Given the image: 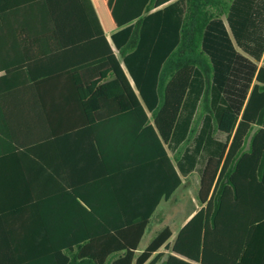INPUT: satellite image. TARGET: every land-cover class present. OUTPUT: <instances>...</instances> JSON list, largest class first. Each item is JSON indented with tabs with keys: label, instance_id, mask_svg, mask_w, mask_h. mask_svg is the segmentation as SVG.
I'll return each mask as SVG.
<instances>
[{
	"label": "trees",
	"instance_id": "trees-1",
	"mask_svg": "<svg viewBox=\"0 0 264 264\" xmlns=\"http://www.w3.org/2000/svg\"><path fill=\"white\" fill-rule=\"evenodd\" d=\"M55 1L0 0V264H264V0Z\"/></svg>",
	"mask_w": 264,
	"mask_h": 264
},
{
	"label": "crops",
	"instance_id": "crops-1",
	"mask_svg": "<svg viewBox=\"0 0 264 264\" xmlns=\"http://www.w3.org/2000/svg\"><path fill=\"white\" fill-rule=\"evenodd\" d=\"M87 8L86 5L84 4V7H82L81 3H75L73 2L72 0H57L55 2H52L51 3V6L50 8L44 6V8L42 9V11L40 10L39 12H45V13H49V12H53V13H56V14H79V13H86L87 11ZM71 21L74 22L75 26L74 28H85V24L86 23H79V19H72L71 20H68L67 23H64V25L67 24V28L69 27V24L71 23ZM63 24V23H62ZM82 25V26H79L78 25ZM84 24V25H83ZM77 25V26H76ZM44 28H48L47 26L44 27ZM66 28V26H65ZM108 40L109 42L111 43L113 49L115 50L116 53L117 52V49L115 48L113 42H112V39H111V35H108ZM264 60V57L263 59L259 62V66L261 67V62ZM124 66V65H123ZM125 68V67H124ZM126 70V69H125ZM127 71V70H126ZM183 142V138L181 140V143ZM195 142V141H194ZM193 142V143H194ZM193 145V144H192ZM192 145H191V148H192ZM180 145H175V143H171L169 144L166 148H167V151L169 153V155L171 157H175L176 156V151L178 149ZM183 157V156H182ZM181 157V162L179 163L176 162V165H177V168L180 170V175L183 179V186L178 190V192L176 193V195L180 194L182 196H184V187L185 185L188 183L189 181V178L196 172V169L193 171V172H190L187 168L184 169L183 167V163H184V160L182 159ZM204 169V167H203ZM203 169L201 170V172L203 171ZM200 172V174H201ZM200 179V175H199V178ZM198 184H199V180H198ZM199 186V185H198ZM175 195V196H176ZM174 198L172 200H170L169 202H166V201H163L161 204H160V207L158 208V210L156 211L155 213V216L153 218V223H152V227L150 230L147 231L146 235L144 236V239L141 243V246H140V250H139V254H141L145 248L150 244V242L153 240V238L156 236V234L158 232H160L161 230H163L166 226H169L171 227V229L173 230V236L170 240V242H174L175 239L177 238L179 232L181 231V229L189 222V220L196 214V212L200 209V206L198 205H193L192 208L190 210H188V214L187 216L185 217V219L181 220L180 222V225L178 226L177 223H176V212H174L172 209H170L172 206H173V202H176L178 203V205L181 203V200L182 198ZM181 196V197H182ZM181 205V204H180ZM172 222H175V227L171 224ZM162 226V227H161ZM161 227V228H160ZM177 227V231L174 230V228L176 229ZM147 238V242H146V246L145 248L142 247V244L144 242V240Z\"/></svg>",
	"mask_w": 264,
	"mask_h": 264
},
{
	"label": "rangeland",
	"instance_id": "rangeland-1",
	"mask_svg": "<svg viewBox=\"0 0 264 264\" xmlns=\"http://www.w3.org/2000/svg\"><path fill=\"white\" fill-rule=\"evenodd\" d=\"M185 115H188V113H185ZM202 128V126H201ZM198 137V136H197ZM215 138L218 141L221 142H227L228 141V136L225 134L218 133ZM196 142L193 143L192 149L195 148ZM209 155V151L206 150V148H203L201 151L200 155L198 156V163L196 167V172L189 178L188 183L184 187V196L178 194L175 196V198H182L181 200V205L176 202H173V206L170 208L174 212H176L175 216L177 218L176 223L179 226L181 220L185 219V217L188 214V210L192 208L193 205H198L199 202L197 200V190H198V178L200 175L201 170L203 169L206 159ZM182 196V197H181ZM175 222H172L171 224L175 227ZM162 227V226H161ZM160 227V228H161ZM174 230H178L177 227ZM147 242V238L144 240L142 247L145 248Z\"/></svg>",
	"mask_w": 264,
	"mask_h": 264
},
{
	"label": "built area",
	"instance_id": "built-area-1",
	"mask_svg": "<svg viewBox=\"0 0 264 264\" xmlns=\"http://www.w3.org/2000/svg\"><path fill=\"white\" fill-rule=\"evenodd\" d=\"M261 65L264 66V60L261 62Z\"/></svg>",
	"mask_w": 264,
	"mask_h": 264
}]
</instances>
